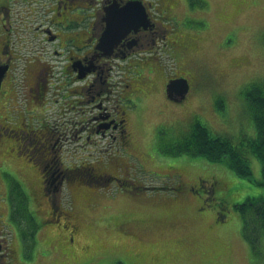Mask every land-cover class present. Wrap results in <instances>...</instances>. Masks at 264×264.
<instances>
[{
	"label": "rangeland",
	"instance_id": "374dc122",
	"mask_svg": "<svg viewBox=\"0 0 264 264\" xmlns=\"http://www.w3.org/2000/svg\"><path fill=\"white\" fill-rule=\"evenodd\" d=\"M178 1L182 5L168 12L175 0H161V8L167 11L160 13L172 21L170 26L182 31L187 47L174 60L168 53L158 60L146 57L150 68L143 70L142 77L135 76L139 98L126 102L137 106L128 113L126 146L119 138L93 139L95 144L83 149L81 143L74 152L77 164L89 161L87 166L95 167L98 173H89L99 181H105L101 177L105 175L98 167L118 176L101 186L64 185V204L59 205L65 208L61 207L55 224L48 222L41 239L36 234L41 227L39 217L33 211L35 221L28 218L19 225L16 197H22L28 210L35 195L17 185L1 194L3 203L10 192L13 195L10 219L4 223L17 253L11 264H264V251L259 258L253 257L242 238V217L234 206L264 196V188L239 178L223 163L169 153L199 121L242 144L253 179L261 180L262 163L245 147L257 136L247 89L256 82L264 84V0ZM5 2L0 0V21ZM22 5L24 22L20 14L15 17L14 31L18 32L12 36L21 57L15 75L30 95L39 65L32 63L23 77L24 62L42 46V40L31 33L41 19L31 20L28 4ZM160 34H165L162 28L156 31V36ZM182 75L189 79V94L175 102L166 95V84L170 77ZM51 114L56 117V111ZM1 176L12 184L18 182L13 174ZM193 179L206 183L194 187L197 181L193 184ZM68 188L83 195L74 196ZM221 202L226 207L223 220L217 217ZM66 209L75 218H69ZM43 214L47 218L45 207Z\"/></svg>",
	"mask_w": 264,
	"mask_h": 264
},
{
	"label": "flooded vegetation",
	"instance_id": "af4514ba",
	"mask_svg": "<svg viewBox=\"0 0 264 264\" xmlns=\"http://www.w3.org/2000/svg\"><path fill=\"white\" fill-rule=\"evenodd\" d=\"M48 1L41 0L39 15L48 16ZM140 1L55 0V15L47 17L46 24L31 31L33 38L41 39L43 45L26 63V66L39 65L35 87L30 90L42 99L54 91L63 101L54 108L56 117L52 123L39 118V113L27 120L21 112L15 125L0 122V264H11L13 257L4 229V223L10 219L8 212L12 202L8 198L7 207L2 205L5 204L1 201L4 190L11 191L15 185L23 190H38L50 197L51 202L48 199L47 202L56 209L63 186L79 171L74 162V152L79 144L87 149L95 144L93 139L96 138H119L126 142L128 107L125 100L132 102L139 97L140 84L137 85L139 82L135 78L124 76L121 60L140 56L143 48L155 47L158 39L165 35L156 36V31L162 28L166 33V29L157 24L152 15L154 29L130 33L118 41L113 50H97V45L107 28L109 13ZM4 17L5 23L12 26L14 16L6 12ZM12 31V28L6 29L1 50L2 62L9 65L3 85L10 88L0 94V112L12 106V93L17 92L11 73L17 59V52L10 42ZM168 42L171 46L181 45L180 37L170 33ZM51 57L57 60L53 62ZM55 100L59 102L58 98ZM28 103L29 111L34 113L32 100ZM45 106L43 104L39 109ZM42 111L44 116L46 110ZM4 173L15 175L17 184L5 181L1 176ZM30 205L39 217L42 206Z\"/></svg>",
	"mask_w": 264,
	"mask_h": 264
},
{
	"label": "trees",
	"instance_id": "16d2710c",
	"mask_svg": "<svg viewBox=\"0 0 264 264\" xmlns=\"http://www.w3.org/2000/svg\"><path fill=\"white\" fill-rule=\"evenodd\" d=\"M3 45V40H0V57H4L3 53L1 52ZM37 76L33 75L31 85L35 87ZM247 101L249 102L250 110H251V118L254 121L255 128L257 130V136L256 138L249 141L247 146L245 147L248 152L253 154L256 158H258L262 163V178L260 181H255L253 179V171L251 169V166L249 164L248 158L245 155V150L241 147L242 144H237L234 139H232L228 135H222V134H216L211 129L201 123L197 122L191 129L190 133L180 139L177 140L173 146L170 148L169 153L178 156V155H189L191 157H203L206 160L213 162V163H223L226 165V167L231 170L236 176L239 178H245L249 182L256 184L262 188H264V84L261 82L253 83L249 86L247 89ZM31 100H32V106L37 110V108H41L43 104L47 105V97L44 96V99H42L39 95H37L35 92H31ZM16 104V99L13 101L12 106H8L3 112H0V122H3L5 124H16L19 120L17 117V114L12 110L13 105ZM37 107V108H36ZM43 112L42 110H38ZM35 122V121H34ZM128 135L126 138H128ZM100 139V138H96ZM107 139H104L103 141H107ZM120 140V139H119ZM122 142V140H120ZM118 165V164H116ZM102 166V164H101ZM79 173L80 176L78 177V180H75V178L70 182V186L75 184V187L78 189L80 188V183L88 185V186H94L98 185L101 186L103 183L111 182L114 180L115 177L118 176V172H115L114 174L108 173L103 168L98 167L101 172L104 173L105 176H101L105 181H99L95 174H91L89 172H96L95 167L89 166L87 168H84L83 166H79ZM83 170H90V171H83ZM84 172V173H83ZM194 180V179H193ZM202 179H198L197 183L199 184ZM196 181H193V184H195ZM204 181H202L203 183ZM123 182H121L122 184ZM196 183L195 186H198ZM187 184V183H186ZM189 187V186H187ZM193 187V188H194ZM70 189V188H69ZM31 194H34L35 197L31 201V204L38 207L39 209V216L40 219H38V222L41 227L46 226L47 218L49 220V223L55 224L57 219L62 213V209L59 206L55 209L52 205L49 206V202H51L50 197H48L47 194L42 193L38 190H34L31 188ZM70 191L73 192L74 196L77 195V197H81L83 194L80 192V190H73L70 189ZM47 199L49 202H47ZM60 202V200H59ZM4 207H7V204H2ZM18 210L23 211L27 210L24 202L19 198L18 200ZM224 205V202H221V211L218 213L217 217L221 220L226 218V215L224 214L225 208L223 209L222 206ZM236 209L240 211L243 226H242V237L250 244L251 253L252 256H256L255 258H259L260 254L264 251V196H260L258 198H248L247 201L241 204H235L234 205ZM46 208L48 211L47 218L43 217V208ZM53 208V212H52ZM56 210L58 213H56ZM69 213V212H68ZM69 218H75L69 213ZM46 216V215H45ZM24 219H28L26 216ZM21 221V220H20ZM19 221V225L22 227L21 222ZM33 220H31L32 222ZM37 222V223H38ZM76 224V221L73 223V225ZM36 227V223L34 225ZM43 234V231H42ZM14 245L15 242L11 245V249L9 247V253L16 255L17 253L14 252ZM117 264H123L121 262Z\"/></svg>",
	"mask_w": 264,
	"mask_h": 264
},
{
	"label": "water",
	"instance_id": "95a60500",
	"mask_svg": "<svg viewBox=\"0 0 264 264\" xmlns=\"http://www.w3.org/2000/svg\"><path fill=\"white\" fill-rule=\"evenodd\" d=\"M143 12H144V16L146 19V13H145L144 9H143ZM110 33L111 32L108 31V35ZM3 76H4V70L0 69V89H1V85H2ZM188 90H189V85H188L187 79H183V78L174 79V80H171L167 84V96L169 99H171L175 102H182L185 99V97L188 93Z\"/></svg>",
	"mask_w": 264,
	"mask_h": 264
},
{
	"label": "crops",
	"instance_id": "0c3cea01",
	"mask_svg": "<svg viewBox=\"0 0 264 264\" xmlns=\"http://www.w3.org/2000/svg\"><path fill=\"white\" fill-rule=\"evenodd\" d=\"M240 234H241V232H240ZM242 235V234H241ZM252 254V253H251ZM253 255V254H252Z\"/></svg>",
	"mask_w": 264,
	"mask_h": 264
}]
</instances>
